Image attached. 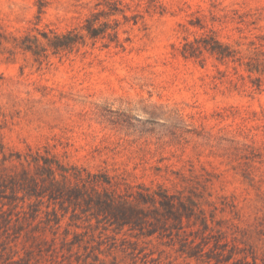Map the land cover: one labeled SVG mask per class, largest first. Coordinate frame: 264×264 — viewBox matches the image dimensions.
<instances>
[{
  "label": "rangeland",
  "instance_id": "obj_1",
  "mask_svg": "<svg viewBox=\"0 0 264 264\" xmlns=\"http://www.w3.org/2000/svg\"><path fill=\"white\" fill-rule=\"evenodd\" d=\"M39 2L62 31L98 0H0V30L34 28ZM122 2V46L0 55V264H264V84L178 51L199 24L241 62L264 52V0ZM139 185L196 194L212 230L145 237L88 205Z\"/></svg>",
  "mask_w": 264,
  "mask_h": 264
},
{
  "label": "trees",
  "instance_id": "obj_2",
  "mask_svg": "<svg viewBox=\"0 0 264 264\" xmlns=\"http://www.w3.org/2000/svg\"><path fill=\"white\" fill-rule=\"evenodd\" d=\"M43 7L44 4L39 2L34 28L20 33L0 30V55L8 53L6 59H10L14 53L19 52L29 54L34 61L41 63L49 57L70 55L86 47L88 43L95 45L100 42L102 46L114 43L122 46L119 40L121 24H128L130 20L133 24L137 23L136 16L129 18L126 15V5L122 0H98L95 11L76 26L62 31L46 25L39 29L37 25L41 21ZM117 17H121L123 22ZM196 27L201 32L193 35L191 39L184 37L180 43L178 51L183 58L203 61L206 56H210L221 63H238L250 78L251 85L256 90L262 87L264 52L257 51L254 47L247 60L241 62L238 49L221 41L213 30H203L199 24ZM107 184L113 186L110 182ZM124 196L118 200L113 193H98L95 198H90L88 205L91 203L97 214L108 217L116 227L137 230L145 237L162 236V232L170 228L182 230L185 223L197 227L198 233L205 234L212 230L214 215L211 213L210 218H207L196 194L175 195L162 185L156 190L139 185L136 189L131 186ZM197 247L187 249L181 244L179 251L187 257H196L194 251Z\"/></svg>",
  "mask_w": 264,
  "mask_h": 264
}]
</instances>
